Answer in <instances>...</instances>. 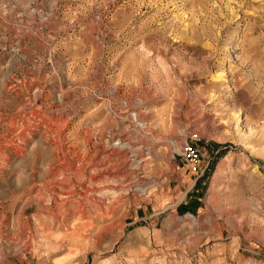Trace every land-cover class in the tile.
I'll return each mask as SVG.
<instances>
[{
    "label": "rangeland",
    "instance_id": "1",
    "mask_svg": "<svg viewBox=\"0 0 264 264\" xmlns=\"http://www.w3.org/2000/svg\"><path fill=\"white\" fill-rule=\"evenodd\" d=\"M0 264H264V0H0Z\"/></svg>",
    "mask_w": 264,
    "mask_h": 264
},
{
    "label": "bare ground",
    "instance_id": "2",
    "mask_svg": "<svg viewBox=\"0 0 264 264\" xmlns=\"http://www.w3.org/2000/svg\"><path fill=\"white\" fill-rule=\"evenodd\" d=\"M105 149V148H104ZM103 148H102V150H104ZM115 151V149H112V150H110V152L111 151ZM107 151V150H106ZM109 152V151H108ZM101 168V167H100ZM97 176L98 175H96V176H94V177H92V179L93 180H95L96 178H97ZM98 179V178H97ZM111 194H112V196H110V197H108L107 198V196L109 195L108 193H107V196H106V198L107 199H105V197L104 198H98L97 199V201H96V204L98 205V206H100V207H103L105 204H107L109 207H114L116 204H117V201H114V198H115V196L113 195V192H111ZM64 200H59V199H57V206H58V208H61L63 205H64ZM114 205V206H113ZM105 207V206H104ZM104 207H103V209H104ZM108 215V211H104L103 212V217H105V216H107Z\"/></svg>",
    "mask_w": 264,
    "mask_h": 264
},
{
    "label": "built area",
    "instance_id": "3",
    "mask_svg": "<svg viewBox=\"0 0 264 264\" xmlns=\"http://www.w3.org/2000/svg\"><path fill=\"white\" fill-rule=\"evenodd\" d=\"M183 157L187 164L196 165L199 161V154L195 147L190 143H185L183 146Z\"/></svg>",
    "mask_w": 264,
    "mask_h": 264
}]
</instances>
